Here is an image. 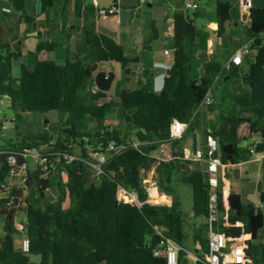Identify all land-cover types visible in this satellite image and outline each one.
<instances>
[{"label": "trees", "instance_id": "16d2710c", "mask_svg": "<svg viewBox=\"0 0 264 264\" xmlns=\"http://www.w3.org/2000/svg\"><path fill=\"white\" fill-rule=\"evenodd\" d=\"M21 12V20L32 22L28 14V0H8ZM41 11L55 5V0H39ZM175 9L174 62L165 76L160 91L143 88H123L119 95V113L113 124L108 114L116 111V103H100L106 91L95 90L94 75L104 62L120 63L130 73L123 46L111 35L97 28L100 4L86 6V50L74 58L67 57L63 64L52 60H35L31 68L20 63V73L13 80V62L18 53L5 41H0V99L6 98L15 120L26 112H58L57 135L46 131L18 133L13 142L0 148V264H167L156 256L151 236L160 229L164 238L173 239L181 246L180 261L185 258L184 241L186 214L183 209V188L192 190V213L201 217L206 234H196L205 246L215 205L219 230L237 236L243 229L250 237L245 240V257L248 264H264V214L256 212L254 203H244L241 195L231 191L225 208L223 193L213 191L207 175L200 169L185 172L177 155L171 159H157L152 152L162 143L173 140L183 144L194 131L191 125L196 109L209 91L215 95L209 108L217 109L220 124L212 136L218 140L223 161L237 164L251 159L253 149L264 151V6L251 7L250 21L238 22L240 42L249 45L252 52L250 69L241 74L238 65L230 63L234 51L216 49L205 63V75L198 83L192 66V57L185 49L187 40L198 33L196 21L184 8L185 0H170ZM198 2V0H194ZM216 3L218 33L223 36L226 23L231 21L238 0H213ZM63 43L41 40L40 50H54ZM228 73L230 79H243L244 88L236 94L218 96L214 87ZM91 117L96 128L85 123ZM177 119L187 124L180 137H171V126ZM247 125L248 135L241 136L239 129ZM259 142L244 144L252 136ZM54 141V143H50ZM114 141L119 151L112 150L101 164V171L93 167L94 153H106ZM74 146L80 153L74 152ZM25 148H38L44 152H59V173L28 169L25 188L38 191L34 200H26L23 209V229L29 238V250L16 246L20 229L16 222V205L24 187L12 186L5 191L12 166L8 157ZM65 154L76 155L68 162ZM54 159L55 156L53 155ZM25 162L17 156V165ZM154 167V180L159 192L171 197L170 205L148 201L149 190L144 183L143 171ZM59 175L57 182L53 176ZM55 184L58 194L48 200L46 191ZM134 192L141 204L118 198L119 188ZM214 197V201L212 198ZM264 201V196L262 197ZM11 201V204H8ZM231 223L240 221L242 228L224 225V217ZM206 247V246H205ZM40 255V261L31 260Z\"/></svg>", "mask_w": 264, "mask_h": 264}, {"label": "crops", "instance_id": "0c3cea01", "mask_svg": "<svg viewBox=\"0 0 264 264\" xmlns=\"http://www.w3.org/2000/svg\"><path fill=\"white\" fill-rule=\"evenodd\" d=\"M113 2L117 3L118 10L125 9V21L120 19L119 14H104L98 17L97 28L113 36L123 46L126 57L136 59L128 65L130 73H127L119 63L115 62L120 67V92L123 88H143L145 90L160 91L164 86L167 70H170L174 62L173 13L175 7L173 3L170 0H112L108 8L113 7ZM0 3L2 4L0 8V26L7 32L6 37H0V41L10 44L12 49L18 53L16 62L19 65L23 63L29 68L33 66L35 60L40 59L63 64L67 57L74 58L77 54L85 51L87 47L85 35L86 6L88 4H99L98 0H55L54 6L41 11L39 0H28L27 11L33 17V21L26 22L21 20V12L16 10L17 13H15L14 9L7 5L8 0H0ZM197 3L198 7L189 10V12L196 21L198 33L195 39L186 41L185 49L192 57L193 70L199 79L205 75V63L212 58L216 49L223 48L235 52L242 45L237 24L238 22L248 23L250 13L243 10L239 2L236 1L233 17L231 21L226 23L225 34L220 36L218 33L216 3L213 0H198ZM253 5L262 7L264 2L253 0ZM199 24H202L201 28ZM15 25L17 26V32L13 38L9 33ZM41 40L56 41L63 44L54 50H40L38 43ZM15 44L17 45L15 46ZM166 50L168 53H166ZM46 56H48V59L45 58ZM252 57L251 51L243 56L242 63L238 65L241 74L250 69ZM99 70L113 71L115 72V78L117 77V71L114 70L112 62L101 63ZM221 78L222 82L214 87L218 96L227 97L230 94L239 93L245 86L243 79H230L228 73H223ZM208 96L211 100L215 98L212 91L208 92ZM111 100L116 103V116L114 119L107 116L109 124H113L117 120L120 110L119 97L115 99L107 90L106 96L100 100V103ZM93 122L96 125L94 120ZM191 125L194 127V131L185 143L177 145L173 140L162 143L158 149L152 152V155L162 160H168L177 155L185 172L189 173L200 169L208 177V159L217 153L210 150L209 138L216 129L224 131L220 124L218 110L211 109L206 104L201 103L196 109ZM186 127L187 125L184 130ZM248 132L247 125H242L239 129L241 136H247ZM216 141L219 144L217 139ZM259 141V136L255 135L245 141L244 144ZM198 149L204 151L203 158L188 159L185 157L186 154H193ZM261 153L262 156L252 157L237 164L226 163L224 183L212 188L213 191L220 189L224 198H228L229 193L234 191L241 195L244 203H254L253 199L255 198L260 202V209L264 214V201L262 200L264 196V151ZM221 173L222 171H219L215 176L222 178ZM143 177L149 190L148 201L153 204L170 205L171 197L159 192L156 186L154 167L144 170ZM43 193L47 195L46 191ZM215 219L217 220V217ZM187 221L192 224V227L189 235L185 230L184 260L186 259L191 263L194 258L204 257L208 252L207 244L205 247L196 237V234H203L205 231L203 225L206 221L193 215L192 205L188 209V216L186 214L185 228ZM211 221L212 218L209 220V224H211ZM228 221L230 223L229 227L242 228L240 221L231 223L229 218ZM241 230V233L235 237L241 236L244 240L248 239L250 235L244 233L243 229ZM210 231L211 229L208 234ZM262 235L264 237V227ZM16 246L18 248L17 243Z\"/></svg>", "mask_w": 264, "mask_h": 264}, {"label": "built area", "instance_id": "2783aa9c", "mask_svg": "<svg viewBox=\"0 0 264 264\" xmlns=\"http://www.w3.org/2000/svg\"><path fill=\"white\" fill-rule=\"evenodd\" d=\"M241 8L243 10H247L253 6V0H238ZM198 7V3L194 0H185L184 1V8L186 10L196 9ZM109 10L110 12L118 11L117 7L105 8L102 7L98 10V15L106 14V11ZM250 52L249 46L247 44L241 45L232 55L230 60L226 64V68L229 67L230 63H234L235 65H239L242 63L243 56ZM166 53L168 51L166 50ZM208 107L211 106L212 100L207 95L205 96L203 102ZM187 124L175 119L171 126V137L176 138L181 135L185 126ZM5 126L2 124V119H0V133ZM209 146L210 150L217 152L220 150L222 152V148L217 143L216 139L211 136L209 138ZM50 143H54L51 141ZM112 150L119 151L120 147L116 146L114 141L109 143L106 153H94L93 156L97 159L95 163H92L93 167H95L98 171H101V164L106 160L108 157V153H111ZM253 157L262 156L261 152H256L253 149L251 150ZM22 156L25 159V162L21 165H17V156ZM55 156L53 159L52 156ZM68 162L77 158L76 155H64ZM204 156V151L202 149L196 150L193 154H186L185 157L188 159H201ZM60 161V153L59 152H44L38 148H25L23 151L14 152L8 157V162L12 166L11 175L9 177L12 178L15 175L22 176V180L26 184V177L28 169H39L45 173L53 172L59 173L60 170L58 168V163ZM225 165L226 163L223 161L222 154L213 155L208 159V182L211 188L218 187L219 185L224 183L225 180ZM222 168V169H221ZM219 171H222V178L215 176ZM6 192L10 191L11 187L7 181L3 185ZM118 198L120 200L141 204L138 200L137 195L134 192L128 191L125 188H119L118 190ZM214 201V197L212 198ZM225 208H228L227 198H224ZM11 204V201L8 203ZM212 212V219L216 217V208L214 204H211ZM224 225L230 226L228 221V216L224 217ZM18 226V225H17ZM23 227V224H22ZM160 237V242L156 245L154 249V254L156 256H162L166 259L167 264H248V260L245 257V240L241 238V236L233 237L227 235L225 231H221L218 229L217 232L210 231L208 236V252L204 257H196L194 258L193 262H186L181 263L180 261V250L181 246L175 242L173 239L164 238L163 233L160 229H157L156 232ZM29 238L24 235L22 242H21V250L28 251L29 250Z\"/></svg>", "mask_w": 264, "mask_h": 264}, {"label": "rangeland", "instance_id": "374dc122", "mask_svg": "<svg viewBox=\"0 0 264 264\" xmlns=\"http://www.w3.org/2000/svg\"><path fill=\"white\" fill-rule=\"evenodd\" d=\"M261 2H264V0H261ZM1 5L2 4L0 3V8ZM7 5H9L12 9H14L12 5H10L9 3H7ZM14 12L17 13L15 9ZM201 25L202 24H199L200 28L202 27ZM16 32H17V26L15 25L11 33H9V35L14 38V34ZM6 34H7L6 30L2 26H0V37L2 36L6 37ZM16 45L17 44H15V46ZM45 58L48 59V56H46ZM12 62H13V80L14 83H16V79L20 73V65L15 60H12ZM112 65L114 66V70L117 71V77L115 78L112 87L109 89V94L115 99H117L120 95V81H119L120 67H118V65H116L115 62H112ZM115 116H116V111H113L108 114V117L110 119H114ZM14 118H15V114L9 108L8 100L6 98L0 99V119H2L3 124L6 126L4 129H2L0 133V148H2L3 146H8L9 142L15 141L16 135L18 133L31 134V133L46 131L49 134L56 136L59 130L58 112L56 110H51L46 113L26 112L23 114L21 119L15 120ZM85 123L90 127L92 126V128H96V125H94L95 123L93 122V119L91 117H87L85 119ZM74 152L76 154H79L80 148L78 146H74ZM59 178L60 176L56 175L53 176L52 180L53 182H57ZM8 183L10 186L24 187V188L26 185L22 180V176L20 175H15L12 178L8 179ZM37 193L38 191L35 189L25 188L23 196L20 199V202L16 205V210H17L16 222L19 229L21 230L20 233L16 236V243L19 249H21V242L25 235V231L21 223L22 220H25L23 209L26 205V200H31V201L34 200L37 196ZM46 193L48 195V200H51L58 194L57 186L55 184L51 185L46 189ZM183 204H184V210L188 216V209L192 205V190L189 186H186L184 188ZM191 227L192 224L189 221H187L185 230L188 235L191 230ZM205 234L206 232L204 231V235ZM1 235H2V218H0V236ZM208 236L209 234L207 232L206 237L208 238ZM40 259H41L40 255H31V260L33 261L38 262L40 261Z\"/></svg>", "mask_w": 264, "mask_h": 264}, {"label": "water", "instance_id": "95a60500", "mask_svg": "<svg viewBox=\"0 0 264 264\" xmlns=\"http://www.w3.org/2000/svg\"><path fill=\"white\" fill-rule=\"evenodd\" d=\"M111 1L112 0H98L99 4L102 5L105 8L109 7ZM112 5H113V7H116L117 3L113 2ZM247 12L250 13L251 12V8H248ZM106 14H119L120 19L122 21H125V9H120V10L115 11V12H110L109 10H107ZM168 73H169V70H167V74ZM114 78H115V72H113V71L107 72L106 70H98L95 73V75H94V81H95V88L94 89L95 90H103V91L109 90ZM201 82H202V78H199L198 79V83H201ZM42 196H44V193H42ZM253 202H254V204L256 206V212H258L260 210V202L257 199H255V198L253 199ZM210 225H211L210 229H211L212 232H217L218 231V226H217V220L216 219H212ZM159 242H160L159 235L157 233L153 234L151 236V245L152 246H156V245H158ZM183 262L186 263L187 260L185 259Z\"/></svg>", "mask_w": 264, "mask_h": 264}]
</instances>
